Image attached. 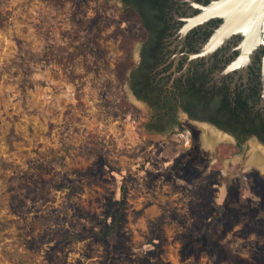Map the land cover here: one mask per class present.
<instances>
[{"label":"rangeland","instance_id":"rangeland-1","mask_svg":"<svg viewBox=\"0 0 264 264\" xmlns=\"http://www.w3.org/2000/svg\"><path fill=\"white\" fill-rule=\"evenodd\" d=\"M125 37L121 0H0V264H264V173L224 166L254 140L151 128Z\"/></svg>","mask_w":264,"mask_h":264},{"label":"flooded vegetation","instance_id":"flooded-vegetation-1","mask_svg":"<svg viewBox=\"0 0 264 264\" xmlns=\"http://www.w3.org/2000/svg\"><path fill=\"white\" fill-rule=\"evenodd\" d=\"M213 1L121 0L141 12L146 26L130 90L157 118L163 113L165 124L183 114L264 148V44L247 41L242 50L239 32L213 42L224 23L205 14Z\"/></svg>","mask_w":264,"mask_h":264},{"label":"water","instance_id":"water-1","mask_svg":"<svg viewBox=\"0 0 264 264\" xmlns=\"http://www.w3.org/2000/svg\"><path fill=\"white\" fill-rule=\"evenodd\" d=\"M205 14L219 15L224 18V23L218 34L212 38L213 42L219 39L220 36H228L231 33L239 32L243 35L242 42L245 44L251 38H253L252 45L254 47L260 43L264 44V0H214L205 8ZM244 49L242 44V50ZM131 94L135 98L132 91ZM203 123L226 133L207 121H203Z\"/></svg>","mask_w":264,"mask_h":264},{"label":"bare ground","instance_id":"bare-ground-1","mask_svg":"<svg viewBox=\"0 0 264 264\" xmlns=\"http://www.w3.org/2000/svg\"><path fill=\"white\" fill-rule=\"evenodd\" d=\"M252 39L253 38L247 41L252 42ZM244 45V48L246 49L247 43H244ZM203 131L204 144L207 149H210L214 154H216V143L220 140H227L230 138L228 134L223 133L208 124L206 125V123L203 126ZM249 146L250 149L245 157L239 156L232 158L231 160H225V169L229 170L234 168L239 171L257 167L264 173V148L254 141H250Z\"/></svg>","mask_w":264,"mask_h":264},{"label":"trees","instance_id":"trees-1","mask_svg":"<svg viewBox=\"0 0 264 264\" xmlns=\"http://www.w3.org/2000/svg\"><path fill=\"white\" fill-rule=\"evenodd\" d=\"M57 2H59L60 0H55ZM125 13L126 15L131 18L133 16H137L138 19L140 20V22H142V15L140 11H137V9L135 8V6L128 5L127 7H125ZM143 28H144V24H142ZM146 27V26H145ZM146 34V33H145ZM125 42H128L127 44H125V52L122 55V69L123 71H126L127 69H132L134 67V61L132 59V39L130 37H125ZM163 108V107H161ZM156 114H153L152 117L149 120V126L155 130H165L169 127H173L179 124V120L177 119H172L168 124H165L162 119H163V113H158V118L155 116ZM81 234L83 235H94L95 231L92 230H86V229H81L80 232H74V233H70L64 237H62L64 240L66 239H75L78 238Z\"/></svg>","mask_w":264,"mask_h":264}]
</instances>
